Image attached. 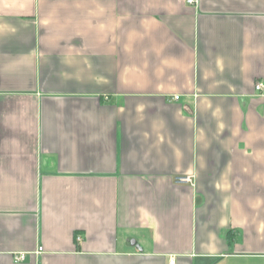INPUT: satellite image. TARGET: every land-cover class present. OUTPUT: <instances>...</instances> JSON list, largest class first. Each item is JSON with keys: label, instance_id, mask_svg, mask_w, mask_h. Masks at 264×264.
<instances>
[{"label": "crops", "instance_id": "0c3cea01", "mask_svg": "<svg viewBox=\"0 0 264 264\" xmlns=\"http://www.w3.org/2000/svg\"><path fill=\"white\" fill-rule=\"evenodd\" d=\"M188 1L0 0V264H264V0Z\"/></svg>", "mask_w": 264, "mask_h": 264}, {"label": "built area", "instance_id": "2783aa9c", "mask_svg": "<svg viewBox=\"0 0 264 264\" xmlns=\"http://www.w3.org/2000/svg\"><path fill=\"white\" fill-rule=\"evenodd\" d=\"M188 3H190V4L192 3L193 4L194 2L189 0ZM260 88H261V84H256L255 90L258 91V90H260ZM178 99H179L178 96H174L172 98L173 101H178ZM173 183L176 184V185H180V186H192L193 185V177L190 176V175H176V176L173 177ZM76 240L78 242H80L81 239L79 237H77ZM41 251H42V249L39 248L38 252H41ZM23 258H24V256L21 255L19 257H16L15 261H22ZM169 264H174V260H170Z\"/></svg>", "mask_w": 264, "mask_h": 264}]
</instances>
